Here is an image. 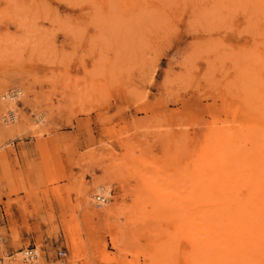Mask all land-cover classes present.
<instances>
[{
	"label": "rangeland",
	"instance_id": "obj_1",
	"mask_svg": "<svg viewBox=\"0 0 264 264\" xmlns=\"http://www.w3.org/2000/svg\"><path fill=\"white\" fill-rule=\"evenodd\" d=\"M0 264H264V0H0Z\"/></svg>",
	"mask_w": 264,
	"mask_h": 264
},
{
	"label": "built area",
	"instance_id": "obj_2",
	"mask_svg": "<svg viewBox=\"0 0 264 264\" xmlns=\"http://www.w3.org/2000/svg\"><path fill=\"white\" fill-rule=\"evenodd\" d=\"M96 199L98 200V205L100 204L99 202L105 200L104 196L100 195V194H97V198ZM35 249H36L35 245H29V246L20 248V250L23 251L22 259L24 261H27V262L35 259L36 256H37V253H36ZM56 253L59 256V258H64L65 257V250H61L60 249V250H57Z\"/></svg>",
	"mask_w": 264,
	"mask_h": 264
},
{
	"label": "bare ground",
	"instance_id": "obj_3",
	"mask_svg": "<svg viewBox=\"0 0 264 264\" xmlns=\"http://www.w3.org/2000/svg\"><path fill=\"white\" fill-rule=\"evenodd\" d=\"M15 92V91H14ZM12 93V92H11ZM10 93V94H11ZM7 95L6 94V97L8 98V100H11L12 101V99H14L15 98V96L17 95H14V96H12V94L11 95ZM10 102V101H9ZM12 103V102H11ZM11 109V108H10ZM13 110V109H12ZM12 110H10L9 111V114H10V118H13V119H15V116L12 114ZM99 192H102V194H100V195H103L104 196V198L106 199V197H105V195L104 194H107V192H106V190H107V187L106 186H104V185H99L97 188H96ZM104 193V194H103ZM88 196V198H90V199H92L91 197H93L92 195H87ZM95 198H97V195H95ZM97 200V199H96ZM106 201V200H105ZM97 202V201H96ZM91 202L89 201V200H87V204H90ZM102 203V202H101ZM97 204V203H96ZM35 251H36V253H37V256H38V251H37V249H35ZM22 253H23V251H21L20 250V253L18 252V253H16V255H14V257H15V260H16V258H18L19 256L21 257V261L23 262L24 260L22 259ZM37 256H36V258H37ZM36 258L35 259H33V260H31V261H28L29 263H32L33 261H35L36 260ZM18 262V261H17ZM24 262H27V261H24ZM36 262V261H35Z\"/></svg>",
	"mask_w": 264,
	"mask_h": 264
}]
</instances>
